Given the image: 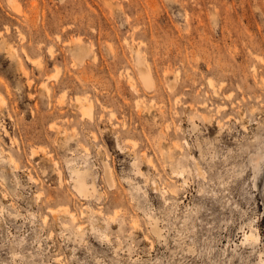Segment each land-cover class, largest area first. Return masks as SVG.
Listing matches in <instances>:
<instances>
[{
	"label": "rangeland",
	"instance_id": "1",
	"mask_svg": "<svg viewBox=\"0 0 264 264\" xmlns=\"http://www.w3.org/2000/svg\"><path fill=\"white\" fill-rule=\"evenodd\" d=\"M0 31V264H264V0H0Z\"/></svg>",
	"mask_w": 264,
	"mask_h": 264
},
{
	"label": "bare ground",
	"instance_id": "2",
	"mask_svg": "<svg viewBox=\"0 0 264 264\" xmlns=\"http://www.w3.org/2000/svg\"><path fill=\"white\" fill-rule=\"evenodd\" d=\"M0 34H1V31H0ZM23 49V48H22ZM80 49H83L82 46H80ZM15 50V49H14ZM13 49L11 50L10 48H7L6 51L9 53V54H16L15 51ZM24 50V49H23ZM24 53L26 54V52L24 51ZM27 56V54H26ZM24 72V71H23ZM133 84H131L132 86ZM211 85V84H210ZM133 87V86H132ZM44 91L45 93L48 95L50 90L48 87H44ZM77 102H79V105H80V108L82 109L81 112H84V114L86 113L90 115V110H91V106L90 104L86 103L85 102V98L81 99V98H76ZM2 98H0V106L2 104ZM92 104V103H91ZM149 110V109H148ZM37 154V151L35 150H31L30 152V155L31 157L35 156ZM11 158V157H10ZM57 164V163H56ZM71 184H72V188L73 190L82 198H86V199H90L94 196L95 194V191H96V187H95V177H94V174L89 170V169H78V168H72L71 169ZM105 173H106V176L109 177L111 176L110 172H109V169L106 168L105 169ZM57 174H58V179L60 181V183L62 182V174H61V171L59 169H57ZM88 178H91L92 179V183L90 184L89 183V179ZM34 181V180H33ZM90 210H93L91 209V207H89ZM55 210V209H53ZM99 211V210H98ZM50 212H51V209H50ZM58 212V211H57ZM57 212H52V216L54 218H58V214ZM62 212V211H61ZM92 212V211H91ZM100 213V212H99ZM64 216L68 217L72 222H74L76 220V217H75V214L69 210L68 208L64 209L63 213H62ZM98 214V212H97ZM46 221V220H45ZM63 224V223H62ZM65 224V223H64ZM63 226H66L64 225ZM84 224V223H83ZM83 224H80V223H76V230L78 231H81L82 230V225ZM85 226V225H84ZM255 236V234H249L248 233L245 235V239L249 241V239H253ZM259 236V235H258ZM251 239V240H252ZM255 239V238H254ZM260 239V238H259ZM245 241V240H244ZM254 241V240H253ZM258 241V240H257ZM246 243V241H245ZM249 243V242H248ZM251 243V242H250Z\"/></svg>",
	"mask_w": 264,
	"mask_h": 264
}]
</instances>
